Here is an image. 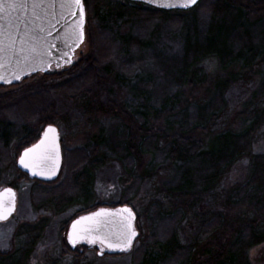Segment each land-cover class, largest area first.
<instances>
[{
  "label": "rangeland",
  "instance_id": "obj_1",
  "mask_svg": "<svg viewBox=\"0 0 264 264\" xmlns=\"http://www.w3.org/2000/svg\"><path fill=\"white\" fill-rule=\"evenodd\" d=\"M217 2L201 0L190 11L159 12L127 0H84L86 38L73 69L88 82L74 86L66 79L69 72L58 70L0 86V189L11 186L17 195L14 216L0 224V256L15 252L23 227L43 225L25 264H180L187 255L191 264H212L225 258L238 231L264 229V205L258 211L257 195H236L227 203L249 181L253 159H264V7L248 4L246 16L232 9L218 15ZM95 6L108 13L101 26L94 19ZM246 33L255 46L242 45ZM241 60L250 67L237 64ZM187 71L181 83L177 76ZM61 77L66 84L58 83ZM211 108L216 109L213 120ZM262 113L263 121L253 125ZM196 117L207 120V127L193 130ZM48 125L58 129L64 161L86 165L88 173L75 175L74 187L66 188L71 181L65 170L44 184L20 177L16 168L22 132L33 139ZM146 137L156 138V150L145 151ZM171 139L181 146L195 143L203 158L197 153L171 161L165 154ZM241 143L245 151L238 159ZM77 149L86 150L83 157L71 156ZM219 158L231 161L220 173L213 168ZM204 179H210L211 193L191 209L195 195L182 196L178 186L193 194ZM64 188L76 198L68 206L62 204ZM51 192L56 194L46 195ZM125 203L138 215L141 235L130 253L100 258L83 248L80 260L62 254L71 220ZM214 214L221 223L208 235L201 227ZM173 236L180 250L170 256L165 245ZM247 260L264 264V242L248 249ZM16 263L0 257V264Z\"/></svg>",
  "mask_w": 264,
  "mask_h": 264
},
{
  "label": "water",
  "instance_id": "obj_2",
  "mask_svg": "<svg viewBox=\"0 0 264 264\" xmlns=\"http://www.w3.org/2000/svg\"><path fill=\"white\" fill-rule=\"evenodd\" d=\"M165 11H187L200 0H128ZM83 0H0V85H14L25 77L70 66L74 52L85 40ZM62 165L58 130L46 126L39 140L24 149L17 169L29 179L54 182ZM16 193L0 189V223L16 211ZM136 216L128 206L99 208L74 219L66 241L72 250L97 248L98 255L127 254L139 233Z\"/></svg>",
  "mask_w": 264,
  "mask_h": 264
},
{
  "label": "trees",
  "instance_id": "obj_3",
  "mask_svg": "<svg viewBox=\"0 0 264 264\" xmlns=\"http://www.w3.org/2000/svg\"><path fill=\"white\" fill-rule=\"evenodd\" d=\"M263 1L264 0H236V2L233 4L232 1H228L227 0V2H226V1H222V0L219 1L218 0V2L216 4H219L220 7L215 12H216V14L219 15V14H222V13L227 12L228 10L232 9L233 11H239L242 14L244 12L245 16H246L247 15V12H246L247 6L251 5L252 7H255L257 9H261L262 7H264ZM85 2L87 3V0H85ZM98 4H100V2L96 1V6ZM96 6L94 7V10H95L94 11V19L97 21L96 23L100 24V26H101L107 20L106 17H108V13H107V16H106V14H101V11H99L98 9L96 10ZM156 11H159V10H156ZM159 12H162V11H159ZM98 37H99L98 40H101V41H104V42H107V40H108V39L105 40L104 37H101L100 35ZM244 37H245V39H244L242 45H249V47H250V45L255 46L256 41L252 37H250V35H248L246 33ZM248 39H250V41ZM240 62L244 66L250 67V65H247L246 63L242 62V60L238 61L237 64H240ZM237 64H235V65H237ZM74 67H76V65L73 66L72 68L66 70L65 72H63V73L69 72V74H70V76H68L66 78L67 81H70L71 84L74 85V86L75 85H77V86L78 85H82L84 81L88 82V80L84 77V74H79L81 71H79L78 69H76V70L73 69ZM187 73H188V71L183 73L181 76H177L178 77L177 79L182 78L180 80V82L182 83L183 82V78L187 75ZM178 75H180V73H178ZM61 78L63 80H61L58 83H61V85L66 84L67 81L64 80L63 77H61ZM80 80H83V82L80 81ZM230 80L233 81V79H230ZM219 86L220 85H218V87ZM74 93H76V92H74ZM216 100H222L221 94H218ZM223 103L224 102L222 100V104ZM211 107H213V105ZM166 111L170 112V110H167V109H166ZM171 111H172V108H171ZM215 113H216V109L213 110L211 108L210 109V115H211V119L210 120H213L212 118H214V114ZM196 119H197L196 122H195L196 126L194 127L193 130H196V128H200V129L202 128L203 129V128L207 127L206 126L207 125V123H206L207 120L205 121V119H203L201 117H196ZM256 119L257 120H256V122L253 125H257L258 126L259 123H261L263 121V113L261 115L257 116ZM205 123H206V125H204ZM28 133L29 132H24V131L22 132L23 136L20 137V139H21L20 140V143H21L20 146L22 145V143H24L23 144L24 147H22L20 152L24 148H26V147L30 146L31 144H33L38 139V135L40 134L39 133V134L35 135L34 138L31 139L33 134L29 135ZM145 134L148 137V132H146ZM231 135H232L233 138H236V139H238L241 142V140H240L241 137L240 136L233 135V134H231ZM147 137L145 139H147ZM156 141H157L156 138H154V139L151 138L150 141H148V139H147V141H145V151L148 152V150L152 151L153 149H155V142ZM169 141L171 143H170L169 147L167 148V151H165V154H166V156H168V158L171 161L180 163V162L185 161L190 156H192V157L196 156L197 153L199 154L200 158H203L202 157L203 153H201L202 150H200V152H199L200 147L199 146L195 147L196 146V145H194L195 143H191V145H190V143L188 141H186L181 146L180 142H178L177 139H171ZM199 145L201 146V144H199ZM243 145L244 144L241 143V144H239L236 147L239 150L238 153H240V156L238 157V159L244 154L245 149H244ZM137 149H138V151L135 150V152H137V153L140 152L139 148H137ZM201 149H202V147H201ZM81 150L82 149L73 150L71 152V156L75 157V158L81 157L82 156L81 155ZM84 150H82L83 155H84ZM124 151H126L127 156L128 155L129 156L132 155V151H129L127 148ZM85 152H86V150H85ZM62 156H63V153H62ZM218 160L219 161L213 166V168H215L216 172H218V173H220L223 168H226V166L231 163V161H228L227 159L219 158ZM88 161L89 160H87L86 164L88 163ZM220 162L221 163L224 162V163L221 164ZM253 162L256 165V170L254 168L255 167V165H254L252 167L253 171L251 170V173L249 175L250 179L246 183L245 187L243 185V187L241 188L240 191L237 190L238 193H234L233 195H231L227 199V203L229 201L231 202L233 200V197H235L236 195L238 196V195L241 194V198H242L244 195L249 196L250 194L254 193L255 195H257L256 196L257 197V199H256V208L258 209V211H260L261 207H263V205H264V159H253ZM90 164L91 163L89 162V166H91ZM94 165L99 166L100 164L98 162H95ZM82 166H84V168H82L80 170V167H82ZM82 166L78 167L77 164L72 163L71 161L65 162L64 159H63V166H62L63 169H62V171L65 170L67 179H69L71 181V183L66 188L70 187L71 185L74 187L75 183H77L74 180L75 177H76L75 175L88 173V171H86V170L84 171L86 165H82ZM62 171H61V173H62ZM147 173H148V170H147ZM20 177H24L28 181H30L22 173H20ZM34 182L35 183H39V182H36V181H34ZM210 183H211L210 179H204V180L199 181L198 182L199 185H198V188L196 190V193L194 192L193 194L187 193L186 191L183 190V188L181 189V186H178V191L179 192L183 191V193L181 195L184 196V197L185 196L189 197V196L195 195L194 199L192 200V204L190 205V208L194 209V205H197V204H199L201 202V198L200 197L204 196L205 193H209L212 190V185ZM214 187H216V183H215ZM68 192H69V189L66 190L65 188H64V191H62V195L65 194V195L68 196V198H67V196H65L66 200L63 198L62 204H66L65 206H68V205L72 204L76 200V198L74 199V195L72 196ZM197 192L198 193L200 192V194L197 195L198 194ZM54 194H56V193L51 192V193H48L46 195L52 196ZM198 196H199L200 199L198 198ZM50 199H54V198L51 197ZM90 199H91V196L89 195V198L87 199L86 204L91 201ZM211 199L214 200V196H212ZM56 202H58V201H56ZM125 204H127V203H125ZM115 206H117V205H114V207ZM91 210H93V209H91ZM216 215L217 214H214V218L212 220L209 219L207 222H204L203 225H202L201 229H205L204 231H207L206 233H208V235L212 234V230L215 231L217 229V225H218V227L220 226V224H219V223H221L220 217L218 216V220H217V216ZM262 215L264 217V213ZM211 222L215 223L213 228L210 226ZM138 223H139V220H138V217H137V225H138ZM213 223H212V225H213ZM43 229H44L43 225H41V226H32V227H23L22 231H21V233L19 235V238H18L19 239L18 246H17V249L15 250V252H13V253H11L9 255H3V256H0V257H4V259L7 260L8 262H15V263L17 262L16 264H25L26 261H27V258L29 257V255L31 254V252L34 249L33 246L35 245V241H37V238L41 234ZM247 231L248 232L245 231L246 233H248V237L247 238H245V236H244L245 232L243 233L241 230L238 231L236 237H234V239L232 240V242L230 244V247L227 249V254H226L225 258L223 260H220V259L214 260V261H212L213 262L212 264H249V262L247 260V251L251 247L264 242V229H258V228H255V227H251V229H247ZM249 237H250L251 240L248 242L247 239ZM165 246H167V249H168V252H169L170 256L175 254L176 251L180 250V246L177 243V241H175L174 236L171 237L170 242L167 243ZM64 248H65V250H64L65 252H62L63 255H73L77 260H80L81 258H83L84 251L81 254L78 251L74 252L67 246L66 243L64 245ZM19 253H20V255H19ZM208 255H211V253L208 252ZM187 256H188V258L186 260H184L183 262H180V264H191V261H190L191 260V256L190 255H187ZM19 258H20V260H19Z\"/></svg>",
  "mask_w": 264,
  "mask_h": 264
},
{
  "label": "flooded vegetation",
  "instance_id": "obj_4",
  "mask_svg": "<svg viewBox=\"0 0 264 264\" xmlns=\"http://www.w3.org/2000/svg\"><path fill=\"white\" fill-rule=\"evenodd\" d=\"M76 60V54L74 55V61ZM68 69V68H67ZM202 228V227H201ZM138 231H139V229H138ZM140 232V231H139ZM139 236H140V234H139ZM82 248H87V249H89L88 247H82ZM89 250H94L96 253H97V248H95V247H93V248H90ZM75 251H77V249L75 250ZM74 251V252H75ZM78 252L81 254L82 252H83V250L81 249V248H78ZM104 255L102 256V257H100V258H103V257H105L107 254H105V253H103ZM107 256H110V255H107Z\"/></svg>",
  "mask_w": 264,
  "mask_h": 264
}]
</instances>
